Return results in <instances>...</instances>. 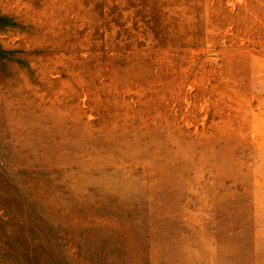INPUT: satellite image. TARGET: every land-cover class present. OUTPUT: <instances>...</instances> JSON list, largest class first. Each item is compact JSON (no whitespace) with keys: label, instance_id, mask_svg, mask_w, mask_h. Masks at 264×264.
<instances>
[{"label":"rangeland","instance_id":"obj_1","mask_svg":"<svg viewBox=\"0 0 264 264\" xmlns=\"http://www.w3.org/2000/svg\"><path fill=\"white\" fill-rule=\"evenodd\" d=\"M0 264H264V0H0Z\"/></svg>","mask_w":264,"mask_h":264}]
</instances>
